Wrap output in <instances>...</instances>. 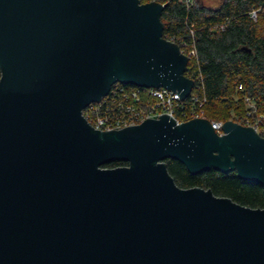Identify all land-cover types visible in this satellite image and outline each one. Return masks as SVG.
<instances>
[{"label": "water", "instance_id": "water-1", "mask_svg": "<svg viewBox=\"0 0 264 264\" xmlns=\"http://www.w3.org/2000/svg\"><path fill=\"white\" fill-rule=\"evenodd\" d=\"M166 5L0 0V264H264V208L181 188L165 162L264 185L254 127L162 115L102 131L83 115L117 83L190 95Z\"/></svg>", "mask_w": 264, "mask_h": 264}, {"label": "trees", "instance_id": "trees-1", "mask_svg": "<svg viewBox=\"0 0 264 264\" xmlns=\"http://www.w3.org/2000/svg\"><path fill=\"white\" fill-rule=\"evenodd\" d=\"M153 0H141L148 3ZM167 3L161 14L163 36L179 46H194L186 75L202 87L210 120H233L253 124L264 116V0H221L207 5L201 0H161ZM258 10L257 19L251 17ZM223 26V28H221ZM2 70L0 68V78ZM255 113L248 116L250 106ZM259 133L264 136V125ZM167 170L181 188L210 189L216 196L252 208H264V185L241 178L237 171L210 169L192 174L178 160L167 159ZM115 161L104 167L127 166Z\"/></svg>", "mask_w": 264, "mask_h": 264}, {"label": "built area", "instance_id": "built-area-1", "mask_svg": "<svg viewBox=\"0 0 264 264\" xmlns=\"http://www.w3.org/2000/svg\"><path fill=\"white\" fill-rule=\"evenodd\" d=\"M153 1L164 4L161 0ZM257 15L258 10L251 11L254 20L257 19ZM181 50L189 59L197 55L195 47H190L188 43H185ZM201 90L200 85L197 87L195 85L190 95L182 99L178 91L174 92L163 87H139L117 83L109 94L100 101L90 104L83 111V115L92 127L102 131L122 129L140 124L147 119H157L162 115L173 117L177 124L196 118L209 119L205 110L207 98ZM246 100L250 106L248 116H251L256 111L255 104L249 97ZM210 122L219 135L224 134L223 121L210 120ZM261 125H264L262 115L256 117L253 124H248L258 133Z\"/></svg>", "mask_w": 264, "mask_h": 264}, {"label": "rangeland", "instance_id": "rangeland-1", "mask_svg": "<svg viewBox=\"0 0 264 264\" xmlns=\"http://www.w3.org/2000/svg\"><path fill=\"white\" fill-rule=\"evenodd\" d=\"M201 1H203L205 4H207V5H218L220 2H221V0H201ZM109 168H113V167H109Z\"/></svg>", "mask_w": 264, "mask_h": 264}]
</instances>
